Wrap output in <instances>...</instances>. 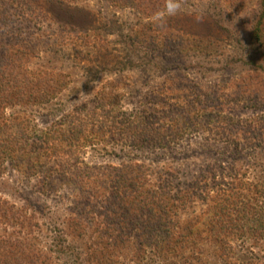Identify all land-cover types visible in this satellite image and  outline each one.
<instances>
[{
  "label": "rangeland",
  "instance_id": "374dc122",
  "mask_svg": "<svg viewBox=\"0 0 264 264\" xmlns=\"http://www.w3.org/2000/svg\"><path fill=\"white\" fill-rule=\"evenodd\" d=\"M179 2L180 10L168 15L167 0H0V122L19 116L35 129L50 127L101 90L132 110L148 106L161 86L201 88L256 145L236 150L223 135L205 141L192 135L172 149L126 155L116 145H106L108 153L93 145L81 157L171 168L177 186L207 163L234 165L264 189V0ZM56 148L43 164L58 171L65 168V144ZM41 184L40 175L4 161L0 264H264V198L255 197L262 213L214 219L201 217L211 202L196 200L171 219L181 238L163 244L164 237H155L134 249L126 233L91 226L70 189ZM112 240L120 244L110 246Z\"/></svg>",
  "mask_w": 264,
  "mask_h": 264
},
{
  "label": "trees",
  "instance_id": "16d2710c",
  "mask_svg": "<svg viewBox=\"0 0 264 264\" xmlns=\"http://www.w3.org/2000/svg\"><path fill=\"white\" fill-rule=\"evenodd\" d=\"M208 98L201 88L161 86L148 106L126 110L115 93L101 90L90 105L72 108L50 127L35 129L25 117L5 118L0 122V173L8 161L21 173L40 175L44 190L70 189L91 226L95 222L113 236L126 233V242L134 249L150 246L155 237H164L163 244L181 238L171 219L196 200L211 202L201 212L207 219L262 213L255 197L263 199L264 189L247 180V170L234 165L224 169L221 164L211 167L207 163L204 170L177 186L169 178L174 175L171 168L155 171L133 158L118 165L90 164L81 157L83 149L93 145L102 146L107 153L112 151H107L106 145H116L126 155L172 149L192 135H202L204 141L223 135L236 150L256 145L252 133L241 128L238 119L225 116L224 109L210 104ZM64 144L65 150H60H64V169L57 171L43 164ZM78 218L74 221L80 227L90 229V223L85 226ZM196 224L199 222L193 226ZM116 243L120 241L109 244Z\"/></svg>",
  "mask_w": 264,
  "mask_h": 264
},
{
  "label": "clouds",
  "instance_id": "9594fccd",
  "mask_svg": "<svg viewBox=\"0 0 264 264\" xmlns=\"http://www.w3.org/2000/svg\"><path fill=\"white\" fill-rule=\"evenodd\" d=\"M179 0H167L166 11L168 15H175L180 10Z\"/></svg>",
  "mask_w": 264,
  "mask_h": 264
}]
</instances>
